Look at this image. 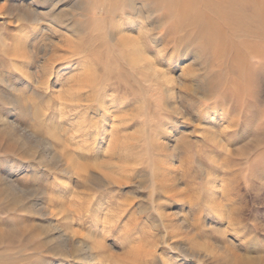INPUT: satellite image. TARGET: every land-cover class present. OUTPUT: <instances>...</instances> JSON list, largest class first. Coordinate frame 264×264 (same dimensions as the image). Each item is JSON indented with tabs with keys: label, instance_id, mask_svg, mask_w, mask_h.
I'll return each instance as SVG.
<instances>
[{
	"label": "rangeland",
	"instance_id": "374dc122",
	"mask_svg": "<svg viewBox=\"0 0 264 264\" xmlns=\"http://www.w3.org/2000/svg\"><path fill=\"white\" fill-rule=\"evenodd\" d=\"M0 264H264V0H0Z\"/></svg>",
	"mask_w": 264,
	"mask_h": 264
},
{
	"label": "bare ground",
	"instance_id": "6f19581e",
	"mask_svg": "<svg viewBox=\"0 0 264 264\" xmlns=\"http://www.w3.org/2000/svg\"><path fill=\"white\" fill-rule=\"evenodd\" d=\"M32 21H34V22H38V21H40V19H37V18H32ZM53 22H56V21H58V19H56V18H54L53 20H52ZM124 35V34H123ZM116 38V40H118L119 41V43L123 46V47H125V48H129L128 49V54L126 55L127 57H128V59L131 57V55H132V53L134 54H140L141 53V51H140V49L137 47L138 46V43L131 37V36H129V35H125L124 36V39H118L117 37H115ZM140 46H142V45H140ZM137 54V55H138ZM136 55V56H137ZM139 57H138V59H136L135 58V60H137L138 62H143V65L145 64V66H143L142 65V67L143 68H149V69H151L153 72H155L156 71V69L154 68V66L153 65H151V64H149L148 65V63H147V59H146V57L145 56H143V54L142 55H138ZM133 58V59H132ZM132 58H130L129 60L133 63L134 62V57H132ZM136 61V62H137ZM149 61V60H148ZM147 64V65H146ZM88 73V72H87ZM163 75L164 76H166V72H164L163 73ZM84 77H85V75H84ZM79 78V77H78ZM85 79V78H84ZM79 81L80 82H82V79L81 78H79ZM84 82H89V81H85L84 80ZM87 85V84H86ZM88 86V85H87ZM169 95V94H168ZM10 128V127H9ZM12 133V132H11ZM14 135H16V134H14ZM13 135V136H14ZM12 137V136H11ZM16 136H14V138H15ZM17 138V137H16ZM177 139V138H176ZM183 138L182 137H179V139L178 140H182ZM24 141V140H23ZM23 143V142H22ZM48 144V143H47ZM176 144H177V140L176 141H174V143H173V146H172V148H175V146H176ZM25 145V143H23L22 144V146H24ZM50 146V147H49ZM25 147V146H24ZM48 147L49 148H51V145H48ZM177 147V146H176ZM53 149V148H52ZM51 149V153H52V150ZM35 150V149H34ZM25 152L26 153H28V154H30V153H33V150H32V147H27L26 146V150H25ZM58 158V157H57ZM180 167V166H179ZM69 171V170H68ZM175 173V172H174ZM173 173V174H174ZM176 175H178V174H176ZM176 175H172V173L171 174H162V181L165 183V186L164 187H166V188H173L174 186H176V184H177V182H178V176H176ZM173 195H174V193H173ZM227 247V246H226ZM225 247V248H226ZM140 254V253H139ZM94 258V257H93ZM244 262V261H243ZM247 263V262H246Z\"/></svg>",
	"mask_w": 264,
	"mask_h": 264
}]
</instances>
